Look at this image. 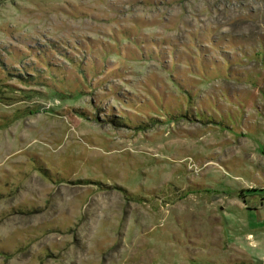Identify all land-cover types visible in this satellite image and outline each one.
Segmentation results:
<instances>
[{
    "label": "rangeland",
    "instance_id": "1",
    "mask_svg": "<svg viewBox=\"0 0 264 264\" xmlns=\"http://www.w3.org/2000/svg\"><path fill=\"white\" fill-rule=\"evenodd\" d=\"M0 264H264V0H0Z\"/></svg>",
    "mask_w": 264,
    "mask_h": 264
}]
</instances>
